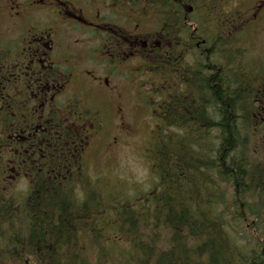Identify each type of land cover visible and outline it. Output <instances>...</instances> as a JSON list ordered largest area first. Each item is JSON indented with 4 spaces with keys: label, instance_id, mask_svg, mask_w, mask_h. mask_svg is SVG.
<instances>
[{
    "label": "trees",
    "instance_id": "trees-1",
    "mask_svg": "<svg viewBox=\"0 0 264 264\" xmlns=\"http://www.w3.org/2000/svg\"><path fill=\"white\" fill-rule=\"evenodd\" d=\"M132 6L138 25L152 23L135 53L140 70L159 76L147 188L89 173L82 156L104 124L75 98L45 110L44 131L30 137L35 155L14 167L26 178L16 188L11 103L0 104V264H264V127L242 82L258 78L255 67L239 65L236 103L219 86L208 101L194 83L189 94L172 81L170 46L182 51L184 16L198 27L199 0H127Z\"/></svg>",
    "mask_w": 264,
    "mask_h": 264
},
{
    "label": "flooded vegetation",
    "instance_id": "flooded-vegetation-1",
    "mask_svg": "<svg viewBox=\"0 0 264 264\" xmlns=\"http://www.w3.org/2000/svg\"><path fill=\"white\" fill-rule=\"evenodd\" d=\"M124 4L127 7V0L90 4L85 0H0V104L11 103L7 107L8 164L10 180L15 184L26 182L25 176L14 167L29 165L31 156L35 155L30 137L44 131L41 122L45 110L53 108L56 101L75 98L71 95L73 68L62 67L58 62V54H62L61 33L69 30L75 39L90 35L88 62L104 69L112 66L113 71L127 62V36L132 39L130 50L134 59L139 44L146 43L143 36L151 34V30L140 29L144 19L138 25V14L127 18L120 12L119 7ZM199 5L198 27L187 16L183 17L182 51L175 43L170 46L173 83L182 81L189 94L194 83L205 101L207 95L210 97V89L219 86L221 91L229 90L231 101L236 103L238 67L242 64L253 69L254 66L258 78L242 82L252 86L248 88L255 105L252 116L256 125L264 127V0H199ZM182 7L191 11L187 4ZM128 19L135 26L130 30ZM75 39L72 46L78 45ZM191 44L198 54L196 71L192 68L195 56L190 52ZM177 59L181 64L176 66Z\"/></svg>",
    "mask_w": 264,
    "mask_h": 264
},
{
    "label": "rangeland",
    "instance_id": "rangeland-1",
    "mask_svg": "<svg viewBox=\"0 0 264 264\" xmlns=\"http://www.w3.org/2000/svg\"><path fill=\"white\" fill-rule=\"evenodd\" d=\"M85 1L89 4L102 2ZM119 11L129 18L135 17V12L125 4L119 7ZM130 28L127 25V29ZM140 29L148 30V24L143 22ZM60 37L62 54H58L59 65L73 68L70 80L74 88L71 95L81 107L92 113H100L104 124L100 131L95 132L97 134L91 138L83 154L89 173L147 188L149 173L145 157L149 147L157 141L158 134L153 131L151 114L157 106L153 105L152 99L160 94L158 88L151 91L149 79L155 84L159 76L154 72L145 75V71L140 70V62L135 60L126 62L124 67L115 71L112 66L104 69L101 65L88 62V43L92 42L90 35H80L75 39L76 36L67 30ZM74 39L78 42L77 46L71 44ZM24 186V182L16 183L18 189ZM122 187L126 188L123 184Z\"/></svg>",
    "mask_w": 264,
    "mask_h": 264
}]
</instances>
